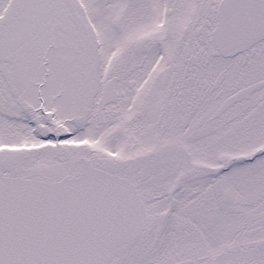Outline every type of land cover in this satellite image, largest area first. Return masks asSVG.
Returning <instances> with one entry per match:
<instances>
[{"label": "snow or ice", "instance_id": "snow-or-ice-1", "mask_svg": "<svg viewBox=\"0 0 264 264\" xmlns=\"http://www.w3.org/2000/svg\"><path fill=\"white\" fill-rule=\"evenodd\" d=\"M0 264H264V0H0Z\"/></svg>", "mask_w": 264, "mask_h": 264}]
</instances>
